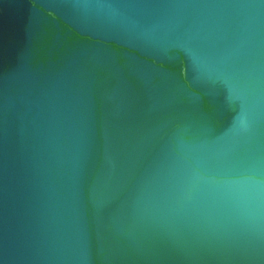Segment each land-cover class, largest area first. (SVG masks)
<instances>
[{"label":"water","instance_id":"obj_1","mask_svg":"<svg viewBox=\"0 0 264 264\" xmlns=\"http://www.w3.org/2000/svg\"><path fill=\"white\" fill-rule=\"evenodd\" d=\"M0 264H264V0H0Z\"/></svg>","mask_w":264,"mask_h":264}]
</instances>
